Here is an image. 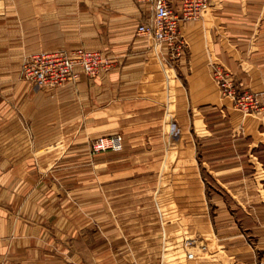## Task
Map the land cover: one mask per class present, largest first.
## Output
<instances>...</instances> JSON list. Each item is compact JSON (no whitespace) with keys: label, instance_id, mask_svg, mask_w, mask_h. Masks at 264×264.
Segmentation results:
<instances>
[{"label":"crops","instance_id":"obj_1","mask_svg":"<svg viewBox=\"0 0 264 264\" xmlns=\"http://www.w3.org/2000/svg\"><path fill=\"white\" fill-rule=\"evenodd\" d=\"M211 2L175 56L137 32L152 1L0 0V264H177L184 237L208 246L188 264H264V0ZM77 47L110 68L23 77L26 55ZM211 61L263 108L235 110ZM115 132L121 151H92ZM180 167L188 188L162 189Z\"/></svg>","mask_w":264,"mask_h":264},{"label":"built area","instance_id":"obj_2","mask_svg":"<svg viewBox=\"0 0 264 264\" xmlns=\"http://www.w3.org/2000/svg\"><path fill=\"white\" fill-rule=\"evenodd\" d=\"M152 1L154 12L147 21L140 22L137 32L146 35L160 47L166 46L171 54L182 55L189 43L182 31L184 21L202 19L211 8V0H182L175 6L172 0ZM213 62V61H212ZM109 58L99 50L77 47L74 49L52 48L35 51L25 56L22 75L35 84L55 88L68 81H76L82 74L94 77L110 68ZM214 78L221 93L240 110L253 113L263 108L258 93L248 89L233 73L217 62H213ZM124 147L122 133L115 132L91 140L93 152L121 151ZM186 258L193 259L205 253L208 246L194 237L184 242Z\"/></svg>","mask_w":264,"mask_h":264},{"label":"rangeland","instance_id":"obj_3","mask_svg":"<svg viewBox=\"0 0 264 264\" xmlns=\"http://www.w3.org/2000/svg\"><path fill=\"white\" fill-rule=\"evenodd\" d=\"M214 62V61H213ZM213 62L211 61V67H212V77H213V79H214V81H215V78H214V66H213ZM216 83V82H215ZM217 84V83H216ZM217 88L219 89V87L217 86ZM220 91V90H219ZM221 93V92H220ZM221 95L223 96V97H226L223 93H221ZM227 98V97H226ZM229 101H230V99L229 98H227ZM234 108H235V110H237V111H239L241 114H248V113H246V112H244V111H242V110H240L238 107H236L235 105H234ZM187 169L188 168H184V167H180L179 169H178V175H177V177H174V176H171L170 174V176H168V178L166 177V181L163 183V187H162V189H165L166 191H168V190H170L171 189V185H173L175 188H177V190H181V189H184V188H188V184L190 185V183H188L187 181H184V180H186V178H187V174H189V169H188V171H187ZM180 174V175H179ZM171 178H174V179H171ZM167 179H169V181H167ZM196 184H197V181H195V183H194V186H196ZM161 188V187H160ZM184 195V194H183ZM184 201H185V198L183 199ZM186 239H187V237H184V239H183V244H184V242L186 241ZM167 251H169V250H167ZM167 253V252H166ZM175 253H179V259H178V262H177V264H188V260H187V258H186V254H185V252H184V250L182 249V247H181V251H177V252H175ZM163 264H171V263H169V262H167L166 261V263H163Z\"/></svg>","mask_w":264,"mask_h":264}]
</instances>
